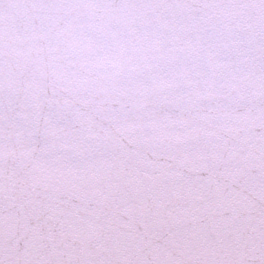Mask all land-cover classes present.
I'll use <instances>...</instances> for the list:
<instances>
[{
    "label": "snow or ice",
    "instance_id": "obj_1",
    "mask_svg": "<svg viewBox=\"0 0 264 264\" xmlns=\"http://www.w3.org/2000/svg\"><path fill=\"white\" fill-rule=\"evenodd\" d=\"M0 264H264V0H0Z\"/></svg>",
    "mask_w": 264,
    "mask_h": 264
}]
</instances>
